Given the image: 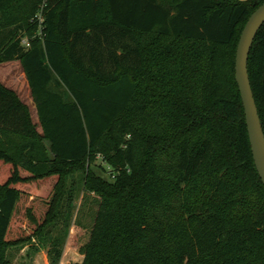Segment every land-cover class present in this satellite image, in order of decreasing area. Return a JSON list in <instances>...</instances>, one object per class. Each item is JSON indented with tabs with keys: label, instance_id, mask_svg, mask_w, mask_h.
<instances>
[{
	"label": "trees",
	"instance_id": "obj_1",
	"mask_svg": "<svg viewBox=\"0 0 264 264\" xmlns=\"http://www.w3.org/2000/svg\"><path fill=\"white\" fill-rule=\"evenodd\" d=\"M263 4L0 0V64L21 63L41 128L0 81V264L34 241L60 264L81 192L99 204L76 264H264V183L235 76ZM248 70L264 129V26ZM23 196L47 204L43 218L27 209L26 239Z\"/></svg>",
	"mask_w": 264,
	"mask_h": 264
},
{
	"label": "rangeland",
	"instance_id": "obj_2",
	"mask_svg": "<svg viewBox=\"0 0 264 264\" xmlns=\"http://www.w3.org/2000/svg\"><path fill=\"white\" fill-rule=\"evenodd\" d=\"M20 68L18 62L4 63L0 65V78L7 82L8 87H15L23 101L30 106L32 117L39 126L38 114L31 96L28 81L26 83L23 77L18 74ZM13 73H15L14 76ZM39 130L41 131L40 126ZM107 169L109 170V168ZM97 171L99 170L97 169ZM105 177H108V175L106 174ZM98 204V198L87 195L85 192L79 193L75 201L74 217L69 230V237L64 247L65 255L63 254L60 264H76L83 261L84 256L80 253V248L89 241L98 211ZM27 209H31L37 217L43 218L47 210V204L43 199L25 196H23L19 202L16 212V221L20 222L21 225L16 224V226H21V233L18 235L25 239L32 232L33 228L28 218ZM34 242L25 243V246L13 248L9 256L11 261L10 264H14V262H16V264H51L48 255L49 248H43L38 243L34 244ZM32 245H36V247H32ZM36 248H39V251H35L34 249ZM38 254L42 257L41 259L39 257V261L34 263L32 257ZM44 254L48 256L47 260Z\"/></svg>",
	"mask_w": 264,
	"mask_h": 264
},
{
	"label": "water",
	"instance_id": "obj_3",
	"mask_svg": "<svg viewBox=\"0 0 264 264\" xmlns=\"http://www.w3.org/2000/svg\"><path fill=\"white\" fill-rule=\"evenodd\" d=\"M264 26V4L249 18L244 27L236 55V81L244 105L246 123L254 162L264 183V129L252 89L248 62L254 41Z\"/></svg>",
	"mask_w": 264,
	"mask_h": 264
},
{
	"label": "crops",
	"instance_id": "obj_4",
	"mask_svg": "<svg viewBox=\"0 0 264 264\" xmlns=\"http://www.w3.org/2000/svg\"><path fill=\"white\" fill-rule=\"evenodd\" d=\"M13 62H18V63H19V66H20L21 68L18 70V74H19L20 76H22L23 79L25 80V82L27 83L26 74L24 73V70H23V68H22L21 63H20L19 61H13ZM8 63H11V62H8ZM0 65H2V64H0ZM14 74H15V73H13V76H14ZM0 81H1L6 87H8L6 81L2 80L1 78H0ZM11 86H12V85H11ZM8 88H10V89L14 90L15 92H17L14 86H12V87H8ZM17 93H18V92H17ZM18 95H19V93H18ZM19 97H20V99L23 101V99L21 98L20 95H19ZM23 102H24V101H23ZM24 103H25V102H24ZM25 104H27V103H25ZM34 121H35V120H34ZM67 248H69V247H67ZM65 252H66V251H65ZM64 255H65V254H64ZM44 256H45V258H46V260H47V257H48V256H47L46 254H44ZM83 256H84V255H83ZM39 257H40V259H41L42 256H41L40 254H38V255H36V256H33V257H32L33 262H34V263H37V261H39ZM83 259H84V257H83ZM14 264H16V262H14Z\"/></svg>",
	"mask_w": 264,
	"mask_h": 264
},
{
	"label": "built area",
	"instance_id": "obj_5",
	"mask_svg": "<svg viewBox=\"0 0 264 264\" xmlns=\"http://www.w3.org/2000/svg\"><path fill=\"white\" fill-rule=\"evenodd\" d=\"M23 44L27 47L29 44L27 43V39L23 40Z\"/></svg>",
	"mask_w": 264,
	"mask_h": 264
}]
</instances>
